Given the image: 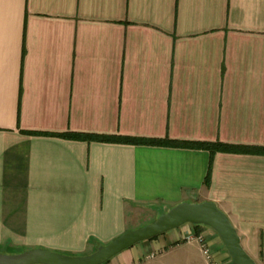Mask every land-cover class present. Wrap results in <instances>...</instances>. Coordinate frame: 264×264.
Here are the masks:
<instances>
[{"label": "crops", "instance_id": "1", "mask_svg": "<svg viewBox=\"0 0 264 264\" xmlns=\"http://www.w3.org/2000/svg\"><path fill=\"white\" fill-rule=\"evenodd\" d=\"M203 202L264 264V0H0V252L87 256ZM200 234L233 264L192 225L106 264H207Z\"/></svg>", "mask_w": 264, "mask_h": 264}, {"label": "water", "instance_id": "2", "mask_svg": "<svg viewBox=\"0 0 264 264\" xmlns=\"http://www.w3.org/2000/svg\"><path fill=\"white\" fill-rule=\"evenodd\" d=\"M185 225L205 226L214 230L220 236L233 264H257L243 248L241 238L228 216L214 202L178 204L159 216L154 223L126 232L87 256L73 257L35 249L18 255L0 253V264H106L137 244Z\"/></svg>", "mask_w": 264, "mask_h": 264}, {"label": "built area", "instance_id": "3", "mask_svg": "<svg viewBox=\"0 0 264 264\" xmlns=\"http://www.w3.org/2000/svg\"><path fill=\"white\" fill-rule=\"evenodd\" d=\"M186 242L188 243L196 242L199 244L202 254L206 259L207 264H222L221 262L217 260L205 235L203 234L189 235L186 238ZM155 256L156 254L149 256V258H154Z\"/></svg>", "mask_w": 264, "mask_h": 264}, {"label": "trees", "instance_id": "4", "mask_svg": "<svg viewBox=\"0 0 264 264\" xmlns=\"http://www.w3.org/2000/svg\"><path fill=\"white\" fill-rule=\"evenodd\" d=\"M126 142L138 144V145H148V146H155V145H165L166 142L163 141H155V140H132V139H126ZM200 148H204L207 150H210L212 152V155H214L217 152L225 151V152H232L234 149L229 146L224 145H212L209 143L201 144ZM195 227H201V226H195Z\"/></svg>", "mask_w": 264, "mask_h": 264}, {"label": "rangeland", "instance_id": "5", "mask_svg": "<svg viewBox=\"0 0 264 264\" xmlns=\"http://www.w3.org/2000/svg\"><path fill=\"white\" fill-rule=\"evenodd\" d=\"M159 216H161V215H159ZM159 216H157L156 218H154L153 219V221L151 222V223H149V224H152V223H154L158 218H159ZM149 224H147V225H149ZM146 226V225H145ZM142 227H144V226H142ZM139 228H141V227H139ZM139 228H137V229H139ZM27 250H24V251H22V252H16V251H13V252H0V253H2V254H6V255H18V254H22V253H24V252H26Z\"/></svg>", "mask_w": 264, "mask_h": 264}]
</instances>
